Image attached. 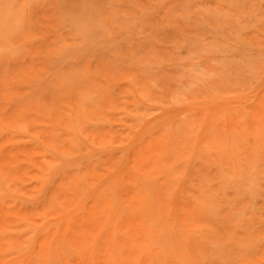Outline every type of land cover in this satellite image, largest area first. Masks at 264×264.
Instances as JSON below:
<instances>
[{
  "label": "rangeland",
  "instance_id": "rangeland-1",
  "mask_svg": "<svg viewBox=\"0 0 264 264\" xmlns=\"http://www.w3.org/2000/svg\"><path fill=\"white\" fill-rule=\"evenodd\" d=\"M0 264H264V0H0Z\"/></svg>",
  "mask_w": 264,
  "mask_h": 264
}]
</instances>
